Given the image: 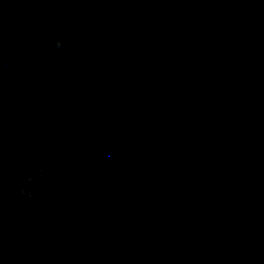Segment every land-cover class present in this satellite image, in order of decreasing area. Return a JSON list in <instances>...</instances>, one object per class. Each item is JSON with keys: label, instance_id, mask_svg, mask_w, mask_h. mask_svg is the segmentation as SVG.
<instances>
[{"label": "clouds", "instance_id": "9594fccd", "mask_svg": "<svg viewBox=\"0 0 264 264\" xmlns=\"http://www.w3.org/2000/svg\"><path fill=\"white\" fill-rule=\"evenodd\" d=\"M55 46H56L57 49H59L60 47H62V40L61 39H57L55 41ZM29 179H31V177ZM21 191H24V190L22 189Z\"/></svg>", "mask_w": 264, "mask_h": 264}]
</instances>
